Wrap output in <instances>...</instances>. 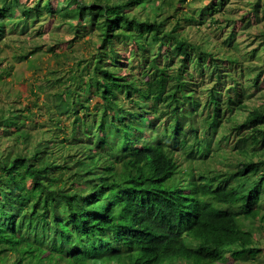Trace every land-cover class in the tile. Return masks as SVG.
<instances>
[{
    "label": "trees",
    "instance_id": "1",
    "mask_svg": "<svg viewBox=\"0 0 264 264\" xmlns=\"http://www.w3.org/2000/svg\"><path fill=\"white\" fill-rule=\"evenodd\" d=\"M58 1L0 0V41ZM60 1L97 48L69 76L77 85L55 94L72 116L69 129L56 122L63 136L34 140L20 110L0 114L11 144L0 150V264L260 262L264 103L246 101L230 0ZM252 5L245 26L264 13ZM207 18L230 28L214 47L184 33ZM247 80L264 81V59Z\"/></svg>",
    "mask_w": 264,
    "mask_h": 264
},
{
    "label": "rangeland",
    "instance_id": "2",
    "mask_svg": "<svg viewBox=\"0 0 264 264\" xmlns=\"http://www.w3.org/2000/svg\"><path fill=\"white\" fill-rule=\"evenodd\" d=\"M22 1L28 4L33 3V0ZM255 1L230 0L224 9L229 17L238 20L235 25L236 38L233 43H238L234 49L241 56V66L243 65L247 75L245 85L249 88L246 92V101L250 105L264 103V81L254 87L252 86L253 81L247 80L254 76L257 66L264 59V45L262 46L264 44V13L262 10L259 13V21L253 20L252 25L245 26L250 17V14L248 15L246 12L251 11L252 3ZM55 5L59 10L53 16L47 15L29 20L27 28L21 22L15 23V26H10L11 31H8L6 37L0 41V73L2 75L0 79V114H6L11 108L16 111L20 110L18 113L21 115L23 127L31 131V137L34 140L42 134L56 136L61 133L63 136V132L57 129L58 119L61 120L60 123L63 127L68 126L69 129L72 116L71 114L61 115L58 112L55 107L58 98L55 94L60 91L64 92L66 86L77 85L70 80L69 76L77 70V63L82 58L89 57L97 48L98 36L92 32L88 33V30H76L72 26L73 20L64 15V4L59 0L55 2ZM188 5L186 4L180 9V15L189 11ZM149 11L150 6H147L145 10L138 7L133 12L145 17L150 14ZM244 15L247 16L242 19ZM222 19L225 20L223 16ZM227 29L220 32L214 28L210 18H207L202 24L187 26L184 33L188 38L202 44L211 39L208 45L214 47L215 44H219L226 38L230 28ZM120 49L123 48L120 47ZM219 51L223 54L227 50ZM26 54H28L27 57ZM126 54H129V50L126 51ZM60 78L61 82H56ZM205 85L207 84L198 87L201 96L203 95L202 88H205ZM97 100V98L90 97L87 102L93 107ZM5 142L4 138L0 141V150L11 145L10 140H8L10 145ZM71 150L73 151V148ZM227 153H231L230 146ZM231 156L229 155V157ZM214 164L222 169L226 167L224 163L215 160ZM257 230L261 245L264 246V229L257 228ZM245 264H264V255L260 262Z\"/></svg>",
    "mask_w": 264,
    "mask_h": 264
}]
</instances>
